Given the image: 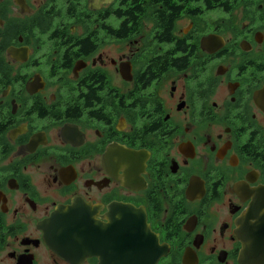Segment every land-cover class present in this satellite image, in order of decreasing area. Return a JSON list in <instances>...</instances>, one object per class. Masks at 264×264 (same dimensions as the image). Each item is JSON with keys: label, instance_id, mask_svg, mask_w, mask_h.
I'll return each mask as SVG.
<instances>
[{"label": "flooded vegetation", "instance_id": "obj_1", "mask_svg": "<svg viewBox=\"0 0 264 264\" xmlns=\"http://www.w3.org/2000/svg\"><path fill=\"white\" fill-rule=\"evenodd\" d=\"M263 187L264 0H0V264H100L74 203L103 254L240 264Z\"/></svg>", "mask_w": 264, "mask_h": 264}, {"label": "water", "instance_id": "obj_2", "mask_svg": "<svg viewBox=\"0 0 264 264\" xmlns=\"http://www.w3.org/2000/svg\"><path fill=\"white\" fill-rule=\"evenodd\" d=\"M250 197L253 202L241 224L243 248L239 261L240 264H264V187L254 190ZM82 209L79 203L59 209L48 225L47 235L51 243L64 256L79 259L99 256L100 264H154L151 254L139 251L137 244L142 243L140 236L132 235L130 238L127 232L119 242L115 240L114 245H109L111 252H99L94 244L92 224L83 217ZM251 220H255V224H251Z\"/></svg>", "mask_w": 264, "mask_h": 264}]
</instances>
